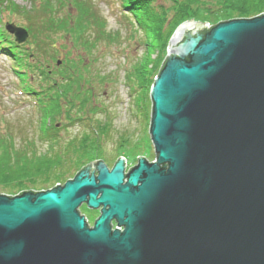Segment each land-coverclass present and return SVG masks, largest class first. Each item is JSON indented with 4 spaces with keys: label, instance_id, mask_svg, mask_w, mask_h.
<instances>
[{
    "label": "water",
    "instance_id": "water-1",
    "mask_svg": "<svg viewBox=\"0 0 264 264\" xmlns=\"http://www.w3.org/2000/svg\"><path fill=\"white\" fill-rule=\"evenodd\" d=\"M210 26L169 39L149 90L154 160H91L63 185L0 194V264H264V12Z\"/></svg>",
    "mask_w": 264,
    "mask_h": 264
},
{
    "label": "trees",
    "instance_id": "trees-1",
    "mask_svg": "<svg viewBox=\"0 0 264 264\" xmlns=\"http://www.w3.org/2000/svg\"><path fill=\"white\" fill-rule=\"evenodd\" d=\"M32 1L36 2L37 0ZM38 1L45 15L42 18L33 19V12L27 14L26 8L18 6L12 1L3 2L0 0V48L5 49V52L12 57L10 66L17 84H19L21 92L29 95V98L30 96L34 97L35 101L32 105L36 111V132L30 138L28 136L22 138L24 141L19 148H14L15 146L8 135L11 134L7 128L8 122L2 121L0 129V150H2L0 153V184L29 181L31 182L29 186H45V189H48V185L52 187L59 183L56 181L63 179V175L72 170H75L76 173L84 164L87 165L91 158L94 159L98 155L100 146L93 136L97 131L90 128L89 123L85 128H89L90 131H82L80 137H78L79 135L64 137L61 131L83 120H89V122L91 120L90 116L84 117L82 114L90 110L92 96L90 85L94 79L89 72L91 66L89 62H86L85 56L80 54V51L84 48L85 52L90 54L93 46L91 37L93 35L105 37L106 22L94 14V11H91V4H87L85 0L67 2L68 8L70 5L74 6L75 14L69 10L66 12V9L63 16L60 15V10L53 8L50 0ZM118 1L121 10H124L123 7L125 12L129 10L133 15L135 24L144 32V37L148 38L150 42L143 60H139L137 66L133 65L131 70L135 77L133 83L137 84L143 93L142 108H145V115L148 117V108H151L150 86L166 59L165 57L160 62L159 57L154 59L149 58V55L157 49L163 51L162 47H166L167 41L176 27L184 20L194 16V10L190 7H193L194 4L199 7L200 1L173 0L170 9H164V6L160 5L158 6L160 9L157 11L155 10L157 6L152 3V0L147 2L143 0ZM261 1L264 2V0H225L224 2L226 13L248 18L258 15L264 10L262 7L264 3L261 4ZM34 6L32 10L38 8L35 4ZM70 9L72 8L70 7ZM3 10L10 15L19 14L28 19V21L25 19L24 27L30 38L25 44H17L13 36L5 31L2 20ZM170 10L176 14L171 19L165 17ZM200 10L203 14L206 13L205 9L200 8ZM57 14L59 15L57 16ZM38 16L40 17V15ZM55 38H67L70 41V46L72 44L76 51L60 52L55 46ZM61 48L65 49V46H61ZM88 54L87 57H89ZM58 56H61V59H57ZM93 112L90 111V115ZM98 125L99 123L95 125V128ZM38 142L46 144V148L37 150ZM84 160L89 162L83 163ZM81 163L82 165H80ZM78 165H80L79 168H77ZM13 186L15 185L7 186L4 189L10 191Z\"/></svg>",
    "mask_w": 264,
    "mask_h": 264
},
{
    "label": "rangeland",
    "instance_id": "rangeland-1",
    "mask_svg": "<svg viewBox=\"0 0 264 264\" xmlns=\"http://www.w3.org/2000/svg\"><path fill=\"white\" fill-rule=\"evenodd\" d=\"M4 1H12L16 5L26 8L27 14L33 12V19L42 18V16L44 17L45 15L38 0L36 2L32 0H3V2ZM70 1L71 0H54L52 2L50 0V3L54 9L60 10L61 13H59L63 16L68 10L72 13L75 12L73 5H70L72 9L67 6V2ZM152 1V3L157 6L155 9L156 11L160 9L158 7L160 5H163L164 9H170V5L173 4V0ZM179 1L181 2L182 0ZM199 1V7H196V4L192 5L193 7L189 6L190 9L194 10V16L192 17L194 22L203 21L207 23V26H210L222 20L242 18L236 17L235 14L231 15L226 13L225 0ZM85 2L87 4L90 3L92 6L91 11H94V14H97L106 22L104 28L105 37H96L95 35L91 37L93 46L91 47L90 54L86 53L84 48L80 51V54L85 56L86 62H89L91 66H89V72L92 79H94V82L90 85V90L92 92L91 103L89 105L90 110L82 114L84 117L90 116L91 120L90 122L89 120H83L82 122L74 124L72 127H67V129L64 128L61 134L64 137H71L74 135H79L78 137H80L82 131H90L89 128H85L87 123H89L90 128L92 127V129L97 131L96 135L93 136L100 146L97 157L94 159L91 158L90 161L101 159L106 162L105 164L108 167H111L118 157H123L127 159L125 172L127 173L131 167L137 164L138 156H143L148 162H152L155 158L153 145L148 132L151 109L148 108V117H146L145 108H142L143 100L141 97L143 93L139 89V86L133 83L135 77L132 75L131 71L133 65L137 66L139 60H143V56L147 52V46L150 42L148 38L144 37V32L135 24L133 15H131L129 10L125 12V8L123 7L122 9L124 10H121L118 0H85ZM263 3L264 2L261 1V4ZM34 4L38 8L32 10ZM262 7L264 9V6ZM200 8L203 10L205 9L206 13L203 14ZM65 10L66 12H64ZM263 12L264 10H262L261 13ZM38 15H40V17ZM58 15L59 14H57V16ZM174 15L176 16V14L170 10L165 17L171 19ZM25 19L26 18L21 17L19 14L10 15L4 10L2 12V20L4 22L10 21L15 26L20 25L24 27ZM88 19L90 20V17ZM26 20L28 21V19ZM29 38L28 35L26 41L21 44H25ZM169 39L166 47H162L163 51H161V49H157L155 52L152 51L149 58L156 59L159 57L160 62L163 58L165 59ZM55 41V46L60 52H65L66 50L71 52V50H75L72 44L70 46V41H68L67 38H55ZM61 46H65V49H62ZM87 54L89 57H87ZM11 58L12 57L5 52V49L0 48V129L3 122L7 121V128L11 134L6 133L15 146L14 148H19L22 141H24L22 138L26 136L30 138L31 135L36 132V111L32 105L35 101L33 100L34 97L31 98L30 96L29 98V95H25L24 92H21L19 84H17L16 77L10 66L12 63ZM59 58L61 59V56L57 57V59ZM127 76H129L130 80L127 79ZM90 111H94L92 115H90ZM97 123H99V125L95 128ZM45 148L46 144L43 142L37 143V150H44ZM1 152L2 150H0V153ZM86 162L89 161H83V163ZM80 165H82V163ZM80 165H78L77 168H79ZM84 166L86 165L84 164ZM90 171H92V169H90ZM74 173L75 170H72L70 173L63 175V179H58L56 182H59V185H63L66 180L73 178L76 174ZM30 183L29 181H24V183L15 181L0 184V194L16 195L20 191L28 189L33 191L46 190L45 186H29ZM12 185L15 186H13L10 191H5L4 188ZM52 187L48 185V189ZM79 212L87 216L90 223L98 216L97 211H88L84 205L79 208Z\"/></svg>",
    "mask_w": 264,
    "mask_h": 264
},
{
    "label": "flooded vegetation",
    "instance_id": "flooded-vegetation-1",
    "mask_svg": "<svg viewBox=\"0 0 264 264\" xmlns=\"http://www.w3.org/2000/svg\"><path fill=\"white\" fill-rule=\"evenodd\" d=\"M126 160L127 159H125V169H124V173L126 172ZM116 161V160H115ZM114 164V163H113ZM108 167V166H107ZM112 167V166H111ZM111 167H108V169H110ZM82 205H84V207L85 208H87V210L88 211H91V210H95V209H91V208H88L87 206H86V204L85 203H82L79 207H78V211H79V208L82 206ZM95 211H97V215H99V210H95ZM80 213V212H79ZM81 214V213H80ZM82 215V214H81ZM84 216V218H85V220H86V222H87V225L88 226H92L93 225V222H94V220L93 221H91V223H90V220H89V218H87V216H85V215H83ZM114 222L112 221V229L114 228Z\"/></svg>",
    "mask_w": 264,
    "mask_h": 264
}]
</instances>
